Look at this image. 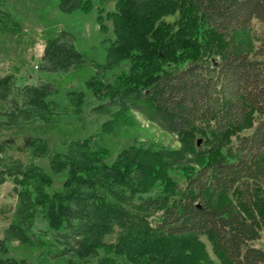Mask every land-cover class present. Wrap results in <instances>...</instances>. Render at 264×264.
I'll return each mask as SVG.
<instances>
[{
	"label": "trees",
	"instance_id": "trees-1",
	"mask_svg": "<svg viewBox=\"0 0 264 264\" xmlns=\"http://www.w3.org/2000/svg\"><path fill=\"white\" fill-rule=\"evenodd\" d=\"M98 1L59 0L58 8L68 15L97 9L100 24L112 21L106 63L86 81L111 118L65 154L26 140L54 174H67L54 192L52 174L8 161L0 142V185L11 179L18 189L0 264H28L8 257L12 241L39 251V264L71 256L85 264H264V0ZM53 30L47 71L81 65L75 38ZM22 34L0 9V36ZM9 82L0 81L3 100ZM26 91L31 108L13 113L11 124L57 125L51 86ZM86 100L85 91L67 96L78 116ZM135 114L177 136L180 148L131 146L114 158L104 136L134 127ZM175 169L184 185L172 179ZM115 228L117 241L106 243Z\"/></svg>",
	"mask_w": 264,
	"mask_h": 264
},
{
	"label": "rangeland",
	"instance_id": "rangeland-1",
	"mask_svg": "<svg viewBox=\"0 0 264 264\" xmlns=\"http://www.w3.org/2000/svg\"><path fill=\"white\" fill-rule=\"evenodd\" d=\"M95 7L98 0H92ZM59 0H0V9L9 13L23 29L20 36H0V81L10 80V95L6 100L0 98V142L6 146L5 158L33 163L45 172L53 175L54 184L50 192L62 188L67 174H54L48 157L34 153V149L26 144V140H38L47 143L51 152L67 153L70 143L98 135L101 127L111 116L99 108L97 101L87 88L86 81L97 70V65L105 64L106 46L114 38L112 21L105 19L100 24L98 10L85 15L81 12L68 15L58 8ZM107 11L114 10V2L105 5ZM176 17H167L168 22ZM55 32L68 31L75 38L77 50L83 55L84 62L73 66L67 72H49L46 69L44 55L48 30ZM119 70H128L129 66L122 64ZM51 86L55 91L52 99L58 104L55 115L59 117L57 125L46 126L39 120L27 123L11 124V115L19 111H27L31 105L26 103L29 94L26 89ZM2 91V90H1ZM85 91L87 100L83 113L78 116L67 101L68 93ZM136 125L121 132L104 136V144L110 148L115 158L119 152L131 146H153L176 150L180 148L179 138L163 131L144 117L135 114ZM171 177L180 185H184L185 176L175 169ZM18 206V189L11 179L0 185V241L6 237L7 230L15 221ZM47 223H41V227ZM119 229L105 236L106 243H115ZM202 241L210 250L208 241ZM264 241V231L263 240ZM260 244V243H258ZM30 252L19 246L17 241L10 243L8 257L25 260L28 264H39L38 252ZM87 260L77 257H67L47 264H85Z\"/></svg>",
	"mask_w": 264,
	"mask_h": 264
}]
</instances>
